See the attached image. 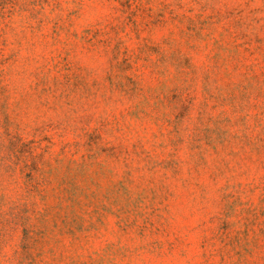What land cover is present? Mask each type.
<instances>
[{
    "label": "rangeland",
    "instance_id": "1",
    "mask_svg": "<svg viewBox=\"0 0 264 264\" xmlns=\"http://www.w3.org/2000/svg\"><path fill=\"white\" fill-rule=\"evenodd\" d=\"M0 264H264V0H0Z\"/></svg>",
    "mask_w": 264,
    "mask_h": 264
}]
</instances>
